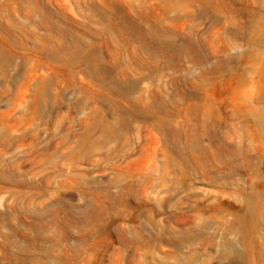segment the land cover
<instances>
[{"label":"rangeland","instance_id":"374dc122","mask_svg":"<svg viewBox=\"0 0 264 264\" xmlns=\"http://www.w3.org/2000/svg\"><path fill=\"white\" fill-rule=\"evenodd\" d=\"M0 264H264V0H0Z\"/></svg>","mask_w":264,"mask_h":264},{"label":"bare ground","instance_id":"6f19581e","mask_svg":"<svg viewBox=\"0 0 264 264\" xmlns=\"http://www.w3.org/2000/svg\"><path fill=\"white\" fill-rule=\"evenodd\" d=\"M183 158V157H182ZM253 209V208H252ZM252 214V213H251ZM238 217V216H237ZM239 219V218H238ZM239 223H241V222H239Z\"/></svg>","mask_w":264,"mask_h":264}]
</instances>
